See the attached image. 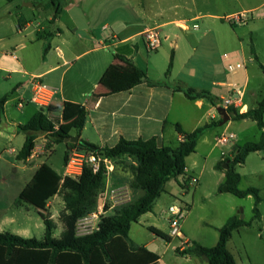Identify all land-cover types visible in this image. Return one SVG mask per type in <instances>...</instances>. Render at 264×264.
<instances>
[{
  "label": "crops",
  "instance_id": "0c3cea01",
  "mask_svg": "<svg viewBox=\"0 0 264 264\" xmlns=\"http://www.w3.org/2000/svg\"><path fill=\"white\" fill-rule=\"evenodd\" d=\"M53 1L16 0L9 3L6 0H0V75L2 73L8 81H15L0 82V99L6 98L4 117L0 126V142H14L19 137L20 125L26 124L22 121V115L17 116L10 111V104H15L17 108V102L20 99L28 101L32 97L33 85L31 79L35 76L57 89V94L51 105L45 109L51 112V116L47 113L46 115L53 123L57 127L62 124L64 102L71 101L85 106L88 111V118L81 132L80 140L100 148L113 147L121 138L128 140L156 138L159 146L177 147L184 137L177 132L176 124H181L185 131L192 132L206 123L219 121L220 115L217 107L220 105L221 98L214 95L213 90L217 88L228 92L229 87L227 84L229 82L221 79L219 73L203 72L191 65L192 62L195 63L197 60L196 55L201 43L196 37L187 33L192 29L187 22V17L184 15L177 16L179 3L173 6L176 9L174 17L166 21L161 10H151L149 12L145 10L149 0H123L126 6L134 9L136 18H132L128 12L125 16H116L117 11H114L112 6L113 3L119 0H58L61 6L60 13L57 17H54ZM111 17L112 19L115 17L117 20L112 21ZM199 17L201 15H197L191 20H197ZM47 23H49V26ZM180 24H186L189 29L184 30L179 26ZM171 25L180 27L186 33L185 37L167 30ZM149 28H156L161 35L164 34L166 40H170L172 35L174 36V39L168 45V48L171 49L169 63L173 56V67L168 77H166V71L169 65L166 67V65L158 64L155 55L150 52L146 53L148 48L145 43L144 32ZM140 37L143 39L142 42L138 39ZM142 43L144 46H142ZM111 48L116 49V52L112 53ZM253 53L257 57L255 50ZM234 55L232 56L243 60L240 54ZM118 56L130 59L138 68L144 70L152 81L163 84L150 86L147 82H143L129 90L112 93L116 86L107 85L102 81V77L109 68L115 69L120 74L126 71L125 62ZM223 64L225 67L224 62ZM237 73L231 78L227 72V79L230 82L235 81ZM244 73L246 75L245 81L237 83L246 86L245 103L248 109L249 106L254 108L260 100L254 105L249 101V97L255 94L249 93L250 82L247 66ZM9 85L12 88L11 91L6 90ZM178 87H181L183 91H176ZM190 88L198 91H208L211 97L216 99L217 104L214 105L209 98L196 100L187 98L184 90ZM94 95L100 96L96 98L93 97ZM29 106L33 107L28 117L30 120L39 109L32 104H28L25 109ZM250 120L252 119H241L239 121L247 123ZM232 121L231 118L222 132L217 127L221 128L226 123L221 125V122H219L218 125L212 126L198 138L196 151L187 158L186 175L193 176L196 174L198 162L193 156L197 155L200 146L212 144V139L214 141L218 134L229 131L228 129L233 125ZM260 130L261 137L263 129ZM212 131H215V133ZM232 133L236 136L235 142L221 151L220 161L214 165V171L219 175V182L222 180L226 182V169L223 168L221 172L217 165L224 159H232L241 147L236 142L237 133ZM73 136H75L74 133ZM39 142L41 143L39 144ZM215 146L216 143L213 145L211 152ZM19 151L15 153V159ZM34 151H37V153L31 155L26 161L16 159L17 163L23 165V169L31 170V180L44 162L63 178L67 177L66 165L70 158V150L68 161L64 164L65 172L63 175L59 173L56 167L45 160L49 156L44 155L43 135L37 138ZM261 151L250 153L247 159L252 154L261 155ZM11 152L14 153L15 150L11 149ZM190 159H192V163L189 162ZM240 165L242 164L236 166V171ZM238 173L241 175L242 181L243 176L240 172ZM200 175H202V172ZM130 181V176L120 173L113 163V171L106 174L105 184L100 192L98 203L106 204V209L109 211L111 188L124 189L130 196L131 201L142 196L143 190L132 189ZM167 183L165 184V191L167 190ZM58 196L59 194L54 196L45 205L36 204L44 209L42 213L43 220L46 217L45 214L49 215L53 211L52 204L56 202ZM148 214H152V212L143 216ZM50 216L53 219L54 215ZM149 219H152V217H149ZM14 223L13 219L1 218L0 232H5V228H13L12 233L24 237H27L31 232L27 226L12 227ZM192 242L191 239L183 241L187 244ZM138 246H145L150 249L149 244ZM178 249L184 250L185 246L178 245ZM154 252L160 256L158 263L160 264L163 257L157 251ZM181 258L192 261L193 264H209L204 257L184 255Z\"/></svg>",
  "mask_w": 264,
  "mask_h": 264
},
{
  "label": "rangeland",
  "instance_id": "374dc122",
  "mask_svg": "<svg viewBox=\"0 0 264 264\" xmlns=\"http://www.w3.org/2000/svg\"><path fill=\"white\" fill-rule=\"evenodd\" d=\"M176 3L180 4L177 16L187 17V22L192 28L187 33L196 37L201 43L196 55L197 60L191 65L203 72L219 73L221 79L230 82L223 64L224 53L240 54L247 66L250 82L249 93L255 94L249 97V101L254 105L261 100L264 97V71L260 66V64L264 66V0H149L145 10L147 12L161 10L164 20L167 21L174 17L176 9L173 6ZM112 8L117 11L116 16L118 17L125 16L126 12L132 18L137 17L134 9L126 6L123 0L113 3ZM197 15H201V17L191 20ZM113 20H117V18L114 17ZM194 24H198L199 28L194 29ZM47 25L49 26V23ZM167 30L184 37L186 34L175 25L169 26ZM162 36V46L158 50L148 49L146 53L150 52L155 55L158 64L167 67L171 55L168 45L174 36L172 35L170 40L164 39V34ZM138 39L140 42L143 40L142 37ZM142 46H144L143 43ZM252 49L255 50L258 59ZM111 52L115 53L116 49L111 48ZM244 70L238 71L235 75L236 82L245 81ZM3 76L4 74L1 73L0 82H15L8 81ZM10 89L12 88L9 85L6 90L11 91ZM228 92L217 88L213 90V94L219 98L227 96ZM32 108L29 106L27 109L20 110L16 108L15 104H10V111L17 116L22 115L24 123L29 121L28 117ZM46 113L49 116L52 115L49 110H45ZM232 122L233 125L228 130L237 133L236 142L238 145L242 146L247 142L259 140L261 128L257 123L252 120L247 123H241L239 120ZM226 125L227 123L223 127L217 128L222 132ZM215 131L212 132L215 133ZM25 137V133L19 131V137L14 142H0V221L3 217L13 219L15 223L12 227L27 226L31 231L27 237L43 239L45 225L42 213L44 209L37 206L25 191L31 181L32 172L29 169H23V165L17 163L15 159V153L23 146ZM216 139L214 141L212 139V144L208 146L201 145L197 155L193 156L198 162L196 174L193 175L198 179V182L191 184V180H188L184 183L182 178H172L167 183V190L156 201L152 214L142 216L140 222L132 225L131 242L138 245L149 244L151 250L157 251L163 257L160 264H193L192 261L181 258L183 255H179L177 252L178 245L187 247L188 244L183 243L185 239H191V241L206 247L216 245L220 228L233 216L251 222L250 226L235 231L230 240L229 249L237 263L264 264V151H261V155H250L245 163L237 167V171L243 176L239 185L240 189L249 187L260 189L262 197L259 205L261 220H257L253 219L254 197L239 198L224 191L225 180L219 182V175L214 171V165L220 161L221 151L229 144H216L211 152ZM66 148L65 143L57 144L53 153L49 157H45V160L56 167L61 175L65 172ZM11 149H14L15 152L12 153ZM189 162L192 163V159ZM220 170L222 172L223 169ZM201 172L202 175H200ZM171 205L186 207L188 212L182 222L184 237H172L168 242L157 237L149 228L155 225L154 227L170 236L169 206ZM52 206L53 211L49 215H54L53 220L56 222L54 238L58 242L69 243L77 233L73 234L65 227L63 193H60ZM12 229L5 228L6 231L11 232Z\"/></svg>",
  "mask_w": 264,
  "mask_h": 264
},
{
  "label": "trees",
  "instance_id": "16d2710c",
  "mask_svg": "<svg viewBox=\"0 0 264 264\" xmlns=\"http://www.w3.org/2000/svg\"><path fill=\"white\" fill-rule=\"evenodd\" d=\"M11 3L16 0H6ZM54 17L60 13V4L53 1ZM21 21V16L19 15ZM254 52V49H252ZM126 64V71L122 74L109 68L102 77V81L109 86H116L112 91H126L136 85L147 82L150 86L163 83L152 81L146 72L138 68L130 59L118 56ZM256 59H258L256 57ZM264 71V66L260 64ZM173 56L171 57L166 77L171 73ZM176 91H183L181 87ZM187 98L196 100L209 98L214 105L216 99L208 91H198L190 88L184 90ZM100 95H94L98 97ZM6 98L0 99V126L4 117V103ZM233 120L252 119L263 129L259 141L247 142L240 147L239 152L232 158L223 160L217 165L226 170L225 185L228 192L239 198L253 196L255 199L253 219L261 220L259 205L262 201L260 189L249 187L240 189L241 175L236 171L238 164L245 163L250 153L264 150V97L256 107L244 113L230 108ZM88 118L85 106L71 101L64 102L62 124L56 126L41 110L31 119L20 125V131L26 135L25 142L17 154L18 161H26L31 155L40 135L44 136V155L50 156L57 144L64 143L68 137L80 136ZM212 121L199 126L192 132L185 131L181 124H176L177 132L184 137L177 147L159 146L156 138L148 140H128L121 138L113 147L100 148L84 140L78 143H67L65 163L68 153L73 147L87 153H94L111 160L116 169L130 176V187L143 190V195L131 202L120 206L112 215L102 218L99 229L95 232L77 236L76 226L80 218L98 206L99 195L105 184L106 169L104 166L94 172L89 165L84 164L78 178L62 177L46 162L42 163L35 172L33 179L26 187V193L39 205H45L56 195L63 193L65 212L63 221L66 229L75 234L69 243L58 242L54 238L56 222L50 215L44 219L45 234L43 239L24 237L9 231L0 232V264H158L160 256L145 246H138L130 240V230L133 223L152 212L156 201L165 192V184L172 178L178 179L184 175L187 168V158L196 151L198 138L209 128L221 122ZM95 146L97 149L90 148ZM251 222L238 216L230 217L220 228V235L216 245L206 247L192 242L184 250L178 249L180 255L204 257L209 264H237L234 255L228 248V243L235 231L250 226ZM157 237L166 241L171 240L160 229L149 228Z\"/></svg>",
  "mask_w": 264,
  "mask_h": 264
},
{
  "label": "built area",
  "instance_id": "2783aa9c",
  "mask_svg": "<svg viewBox=\"0 0 264 264\" xmlns=\"http://www.w3.org/2000/svg\"><path fill=\"white\" fill-rule=\"evenodd\" d=\"M179 26L184 30L189 29L186 24H180ZM194 28L197 29L198 25L195 24ZM144 39L149 50H158L163 43V36L156 28L147 29L144 32ZM223 58L225 68L231 78L238 71L246 69V63L243 60L237 59L228 53H225ZM31 82L33 85L32 97L28 101L20 99L17 102V108L23 110L28 104H32L44 112L45 109L51 105L57 94V89L44 83L36 76L32 77ZM227 85L229 87L228 95L221 98L219 106H222L227 110L233 108L240 113L246 112L248 110V106L245 103L246 86L240 85L234 80L229 82ZM235 140L236 136L234 133L225 131L217 136L216 144H233ZM34 153L36 154L37 151L33 150L32 155ZM84 164L89 165L95 173L98 172L102 166L105 167L106 174H110L113 171V162L108 158H104L103 156L94 153L80 151L78 148L73 147L70 150V158L66 165V176L78 178L82 172ZM180 177L184 183L188 180H191V184L198 182V179L195 176L184 174ZM110 198L111 206L109 207V211H112V214L116 212L118 207L131 201L128 193L122 188H111ZM109 211L106 209V204L98 203V206L95 209L88 212L77 222V236H85L98 230L102 218L111 215L109 214ZM169 212L171 214V217L169 218L170 236L183 238L184 234L182 232V222L186 218L188 209L183 206L171 205L169 206Z\"/></svg>",
  "mask_w": 264,
  "mask_h": 264
},
{
  "label": "water",
  "instance_id": "95a60500",
  "mask_svg": "<svg viewBox=\"0 0 264 264\" xmlns=\"http://www.w3.org/2000/svg\"><path fill=\"white\" fill-rule=\"evenodd\" d=\"M217 111H218V113L222 119L221 125H223V124H225L231 120L230 113L224 107H222V106L217 107ZM79 141H80V136L75 135V136H71V137L66 138L64 140V143L65 144H67V143H78ZM89 147L93 148V149H97V147H95V146H89ZM101 164H103V163H101ZM223 168L228 169L229 168L228 164H224ZM224 191H228L227 186L224 187Z\"/></svg>",
  "mask_w": 264,
  "mask_h": 264
}]
</instances>
